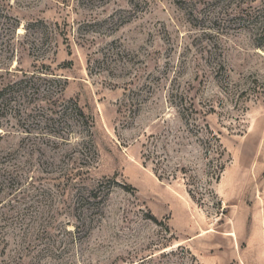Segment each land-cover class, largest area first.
Masks as SVG:
<instances>
[{"label": "rangeland", "instance_id": "obj_1", "mask_svg": "<svg viewBox=\"0 0 264 264\" xmlns=\"http://www.w3.org/2000/svg\"><path fill=\"white\" fill-rule=\"evenodd\" d=\"M0 264H264V0H0Z\"/></svg>", "mask_w": 264, "mask_h": 264}, {"label": "trees", "instance_id": "obj_2", "mask_svg": "<svg viewBox=\"0 0 264 264\" xmlns=\"http://www.w3.org/2000/svg\"><path fill=\"white\" fill-rule=\"evenodd\" d=\"M14 83H15L14 81H13V82H11V84H12V85H14ZM9 86H10V84H9ZM6 87H8V86H6ZM80 114H82V113L80 112Z\"/></svg>", "mask_w": 264, "mask_h": 264}]
</instances>
